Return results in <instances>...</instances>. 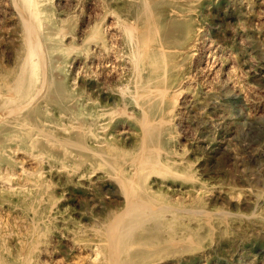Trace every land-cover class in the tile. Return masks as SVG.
I'll use <instances>...</instances> for the list:
<instances>
[{
  "label": "rangeland",
  "instance_id": "rangeland-1",
  "mask_svg": "<svg viewBox=\"0 0 264 264\" xmlns=\"http://www.w3.org/2000/svg\"><path fill=\"white\" fill-rule=\"evenodd\" d=\"M0 1V78L12 82L22 31L8 0ZM148 1L146 15L139 17L141 28L154 40L153 48L164 53L165 69L173 75L183 71L195 75L193 83L184 87L190 99L182 114L183 124L172 117L164 120L163 140L168 138V142L162 140L160 145L166 149L162 154H171L170 171L163 173V180L190 192L176 196L154 188L149 181L136 182L142 183L140 188L149 196L156 194L155 207L160 212L176 208L178 217L156 219L152 214L145 224L120 233L110 246L108 230L126 210L128 197L142 199V191L130 185L128 178L120 181L94 172L80 180L76 173L54 171L37 178V191L0 192L2 264H160L163 260L173 261L169 264H264V0ZM122 6L128 15L138 12L125 1ZM84 7L73 11L62 7L73 13L71 31L79 34L87 28L82 17L101 28L111 21L104 20L101 8L89 2ZM196 37L200 42L194 56L190 46ZM95 68H89L87 77L72 75L71 70L56 73V87L62 84V94L52 97L56 121L60 115L57 103L68 100V94L78 102L96 100L90 105L94 110L103 101L117 108L119 119L134 126L139 113L130 110L129 101L114 89L127 83V78L110 79L111 91L99 93ZM173 101L170 98L166 105ZM39 113L37 118L52 116ZM135 136H128L125 143L110 139L109 145L120 159L128 157L124 151L133 146ZM66 137L78 141L75 134ZM79 141L88 146L92 143L84 135ZM42 143L36 142L38 146ZM104 148L108 147L99 150ZM86 150L77 151V160L94 159ZM51 152L62 155L58 148ZM25 166L33 169L35 165L26 161ZM122 184L131 188L126 191ZM55 211L65 217L56 218Z\"/></svg>",
  "mask_w": 264,
  "mask_h": 264
},
{
  "label": "bare ground",
  "instance_id": "bare-ground-1",
  "mask_svg": "<svg viewBox=\"0 0 264 264\" xmlns=\"http://www.w3.org/2000/svg\"><path fill=\"white\" fill-rule=\"evenodd\" d=\"M123 1L133 6L138 11L137 14L128 15L122 6ZM240 1L248 3L251 0ZM8 2L19 18L23 40L12 82L0 78V156L4 158V161L0 162V192L15 195L37 191L40 188L36 182L37 178L54 171L76 173L80 180L92 176L94 172H100L116 180H120L121 177L128 178L130 185L142 191L143 198L128 197L126 210H123L124 213L119 216L114 227L108 230L110 246H113L118 235L127 234L132 228H137L138 224L142 225L152 214L153 218L167 220L178 217L179 209L176 208L171 207L170 212L163 209L160 212V207H155V201L158 199L156 194L149 196L148 192L140 188L142 183L136 182L139 179L149 181L154 188L167 189L176 196H186L187 192H190L163 180V173L170 171L168 155L171 157V154H162L166 149L160 145L163 140L161 126L167 122L166 119L172 117L179 121V125L182 123V114L190 99L184 87L193 83L195 75L186 71L173 75L165 69L162 63L165 60L164 53L153 48L154 40L145 36L148 33L144 34V29L141 28L142 20L139 17L146 15L149 1L8 0ZM88 2L102 9L104 20L111 18V21L101 28L100 24L95 26V23L82 17L81 22L87 23V28L81 29L79 34L75 33L71 31L72 26L69 24L73 13L69 11L70 9L62 7L72 8L73 11L86 6ZM197 31H200L199 27ZM199 42L197 37L192 40L191 55L196 53ZM91 67L98 69L96 87L99 93L107 94L111 91L108 83L110 79L127 78V83H121L114 89L120 98L129 101L130 110L139 113L140 117L134 126L119 119L117 108L114 109L103 101L94 110L90 105L96 100L78 102L68 94H66L68 100L61 99L57 103L60 115L56 121L53 116L54 109L51 108L54 101L52 97L56 93L60 94L62 89L61 83L59 88L56 87L58 83L56 73L60 69L67 72L71 70L72 75L75 73L87 77ZM170 98H174L175 101L168 106L166 103ZM40 110L43 114L51 113L52 116L48 119L37 118ZM70 128L74 131L70 132ZM96 128L97 132L94 131ZM56 132L61 133L62 137L57 136ZM71 134L76 135L77 142L66 137ZM131 134L136 135L137 140L133 146H125L124 152L129 156L120 159L115 148L109 145V140H120L125 143ZM82 135L92 139L89 146L79 141ZM39 140L43 141V146L36 144ZM25 142L28 143L27 146H23ZM163 142L167 143L168 138ZM155 143H158V146ZM103 146L108 148L99 150V147ZM52 148L60 149L62 155L52 153ZM81 149L91 152L94 159L77 160L76 153ZM26 161L33 163L36 170L27 168ZM126 184L122 186L127 191L131 187ZM197 213L199 215L202 212ZM53 215L61 219L65 217L60 211H55ZM178 232L179 230L174 231L175 234ZM113 250L112 248L111 251ZM170 262L173 261L163 260L160 264Z\"/></svg>",
  "mask_w": 264,
  "mask_h": 264
}]
</instances>
